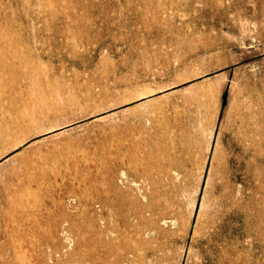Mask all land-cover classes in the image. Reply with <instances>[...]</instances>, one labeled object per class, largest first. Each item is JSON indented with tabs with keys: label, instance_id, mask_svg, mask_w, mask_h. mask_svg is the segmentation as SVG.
<instances>
[{
	"label": "rangeland",
	"instance_id": "obj_1",
	"mask_svg": "<svg viewBox=\"0 0 264 264\" xmlns=\"http://www.w3.org/2000/svg\"><path fill=\"white\" fill-rule=\"evenodd\" d=\"M245 100L244 179L232 129ZM134 143L158 150L144 211L124 221L112 163ZM223 189L236 204L212 229ZM129 250L130 264H264V0H0V264Z\"/></svg>",
	"mask_w": 264,
	"mask_h": 264
},
{
	"label": "bare ground",
	"instance_id": "obj_2",
	"mask_svg": "<svg viewBox=\"0 0 264 264\" xmlns=\"http://www.w3.org/2000/svg\"><path fill=\"white\" fill-rule=\"evenodd\" d=\"M21 77L24 80L28 79V76L26 74L22 75ZM253 111H254V106L251 104V100L249 101L245 100L240 106L239 111L236 114V118H235L233 129H232V132H233L232 137H233V142H234L235 151H236V155L234 158L235 163H236L235 171L243 168L242 174L244 175V179L245 177L248 176L250 168L253 162L255 161L254 152L256 151V147L253 143V130H252V116L254 113ZM34 121H35V118L33 119L31 118L30 122H34ZM142 145H143L142 143H134L128 146L126 148L127 150H125L121 154H120V150L119 149L117 150V152L115 153L116 154L115 160L120 159L119 155L121 157V155L123 154V156L127 158L128 162L130 163L119 164L118 162L116 163L115 161L112 163L113 173L117 174L118 171L123 170V173H122L123 178L120 179L119 177H115L114 175V180L112 184L113 205L111 206L110 210L114 214L120 216L124 221H127L128 219V213H129L130 206H133V205L137 206V210L133 211L134 215L138 214L137 216H140L141 213H143L142 211H144V208L142 207V204L140 205V202H142V200L148 197L146 186L152 183V173L146 170V165H147L148 160H150L151 155H153V153H155L158 150V147L153 146V147L144 148V146ZM229 161H230V158L226 160V163L228 164ZM25 193H26V190H25ZM96 203L98 205V209H97L98 211L96 212V214H94V224H95L94 228H95V232L97 233V243L99 246L102 247L103 250H107L109 249V245L110 244L112 245L114 241H112L113 238H108V240H105L104 236L105 234L109 236V234L113 232L116 226L115 224L111 222L108 214L106 215V213L108 212L107 209L105 208L106 203H104L103 201L96 202ZM215 203L217 206H219V209L211 217L210 227L212 229L215 227V220L221 217L224 214V211H226L227 209L228 210L232 209L235 206L236 197L233 196L232 193L228 192L227 189H223L219 193ZM147 239L145 240L147 241ZM130 252L131 250L126 251L121 256L116 254V255H113L112 257L111 255H109L106 258V261L108 264H115V263L122 264L123 262L122 260H124L123 258L126 259L125 254H128ZM107 253L109 252L107 251ZM124 261L126 264L131 263V261L127 259Z\"/></svg>",
	"mask_w": 264,
	"mask_h": 264
},
{
	"label": "water",
	"instance_id": "obj_3",
	"mask_svg": "<svg viewBox=\"0 0 264 264\" xmlns=\"http://www.w3.org/2000/svg\"><path fill=\"white\" fill-rule=\"evenodd\" d=\"M224 100H225V98H223V104H224Z\"/></svg>",
	"mask_w": 264,
	"mask_h": 264
}]
</instances>
